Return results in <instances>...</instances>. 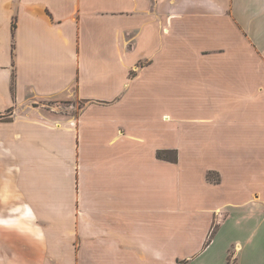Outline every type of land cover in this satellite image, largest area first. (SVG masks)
I'll return each instance as SVG.
<instances>
[{
  "label": "crops",
  "instance_id": "0c3cea01",
  "mask_svg": "<svg viewBox=\"0 0 264 264\" xmlns=\"http://www.w3.org/2000/svg\"><path fill=\"white\" fill-rule=\"evenodd\" d=\"M172 79L189 114L142 112ZM60 98L80 117L35 106ZM7 112L0 264H190L218 210L264 206V0H0Z\"/></svg>",
  "mask_w": 264,
  "mask_h": 264
},
{
  "label": "rangeland",
  "instance_id": "374dc122",
  "mask_svg": "<svg viewBox=\"0 0 264 264\" xmlns=\"http://www.w3.org/2000/svg\"><path fill=\"white\" fill-rule=\"evenodd\" d=\"M143 64V63H142ZM185 76H181L179 80H184ZM187 78V75L185 79ZM175 79V78H174ZM172 79L173 89L166 95L156 94L154 91L150 93L149 100L151 105L155 106L154 109H140L143 110L148 115L158 118L160 114L169 109L170 112L183 111L189 114V109L180 110L176 108L177 104H183L186 101V89H183L181 86H177V81ZM172 94V95H171ZM162 99V100H161ZM165 100V101H163ZM166 102H169L166 104ZM36 108L41 109L43 112L52 113L58 115L59 117H64L66 115H72L75 117H80L86 102L80 99H69V98H60V99H40L35 104ZM10 113L0 115V119L9 120L11 117ZM211 114L206 112V116ZM178 150L168 151L162 153V156H165L172 160H177ZM201 161V160H199ZM206 164L215 165L220 162L218 159L209 156L205 159ZM204 163V161H203ZM211 173V175H210ZM209 175L211 178H218L217 181H220V175L217 172H210ZM214 180V179H212ZM179 182V180H178ZM181 182V181H180ZM209 193L207 195L208 199L212 201L210 206L212 207L216 202H224L227 200V196L222 197V194H226L227 188L222 189H211L205 188ZM225 191V192H224ZM220 197V200H214L215 198ZM214 198V199H213ZM208 201V200H206ZM203 215V214H198ZM206 215V213H205ZM227 216L225 223H222L224 217ZM214 224L220 225L217 230H219L214 238L217 236L216 243L211 249V251L205 252V254H200L194 257V261L189 262L190 264H224V255L222 245L218 241L229 244L234 243L235 246L230 249V261L232 264H264V206L258 203H250L246 206H229L225 205L222 211L218 210L214 217ZM206 219V217H205ZM206 224V223H203ZM220 228V229H219ZM214 235V234H213ZM211 238V235H210ZM241 243L242 247L238 249V244ZM223 259V261H222ZM238 259V260H237Z\"/></svg>",
  "mask_w": 264,
  "mask_h": 264
},
{
  "label": "trees",
  "instance_id": "16d2710c",
  "mask_svg": "<svg viewBox=\"0 0 264 264\" xmlns=\"http://www.w3.org/2000/svg\"><path fill=\"white\" fill-rule=\"evenodd\" d=\"M15 27H16V24L13 25V29H15ZM210 175H211V173H210ZM210 175L208 174V177H209L210 179H214L215 181H217L218 178H211ZM214 232H215V229L212 231L211 236H213ZM184 262H185V261H179L178 264H183Z\"/></svg>",
  "mask_w": 264,
  "mask_h": 264
}]
</instances>
